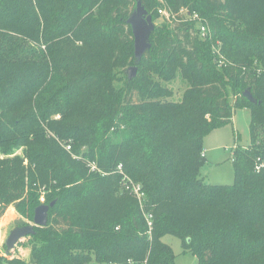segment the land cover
I'll use <instances>...</instances> for the list:
<instances>
[{
    "label": "trees",
    "instance_id": "16d2710c",
    "mask_svg": "<svg viewBox=\"0 0 264 264\" xmlns=\"http://www.w3.org/2000/svg\"><path fill=\"white\" fill-rule=\"evenodd\" d=\"M142 3L153 20L159 8L176 20L156 27L138 63L129 23L136 0H0V152L23 148L0 160V214L14 206L34 218L43 189L45 205L56 202L48 226L18 243L29 255L14 251L0 264H176L168 236L199 264H264V167L256 170L264 78L247 79L234 65L237 46L264 52V0ZM183 8L206 18L212 40L197 35ZM225 32L233 43L222 45L227 64L219 66L213 46ZM129 65L135 78L119 77ZM178 73L190 88L168 102L155 77ZM237 107L251 111L250 146L235 151L233 185L207 184L204 136ZM123 174L142 186V202L121 192Z\"/></svg>",
    "mask_w": 264,
    "mask_h": 264
},
{
    "label": "rangeland",
    "instance_id": "374dc122",
    "mask_svg": "<svg viewBox=\"0 0 264 264\" xmlns=\"http://www.w3.org/2000/svg\"><path fill=\"white\" fill-rule=\"evenodd\" d=\"M163 3H166V0H161ZM163 9V8H162ZM160 10V8H159ZM157 12L155 15L154 23L157 26L163 25L165 23V15ZM262 18L261 14H258V17L255 20H260ZM206 19V18H205ZM222 40H216L214 45L218 49H222V45L224 44L226 47L230 46L233 43V39L230 38L229 35L222 33ZM35 45V44H33ZM237 44H235L236 46ZM40 47L43 51L48 52L46 47L44 46H36ZM236 52L238 56L237 64L233 63L237 66L239 70L243 73H246L247 79L250 78L253 80L264 78V52L256 51L254 48L248 46H237ZM222 51V50H221ZM100 56H96V60H100L101 58H105L104 54L106 49H101ZM224 56V54H223ZM227 61L226 57L224 56ZM143 66V65H141ZM133 67V65H129L126 67H121L116 72H118L119 77H125V73L127 76V72L129 69ZM155 81L159 82L161 87L168 91V102L180 103L184 100L186 96L187 90H189L190 85L187 80L178 73L177 77L174 80L164 81L159 80L155 77ZM119 84V86H121ZM250 124H251V111L246 107H237L234 110L233 119L225 126L216 128L204 136L203 139V149L205 156V164L201 169V178L207 184L211 185H233L235 183V169H234V160H235V151L233 148L239 147L243 150H246L251 143V135H250ZM60 146L66 147L69 145L65 141L60 142L57 140ZM240 149V150H241ZM1 150V149H0ZM85 152H89V148L85 147ZM15 156H23V148L16 151L14 154L4 155L0 152V160L14 158ZM78 160H83L82 157H76ZM83 164H85L90 172L93 173L90 166H97V163L91 161L90 159H84ZM102 175L100 172H94ZM103 173V172H102ZM123 180L121 182L122 189L121 192H128L130 195L135 196L134 186L141 188L142 186L138 183H135L128 174H123ZM47 192V191H46ZM46 192L42 191L41 202L42 204H46ZM144 193V192H142ZM136 197V196H135ZM44 199V200H43ZM117 203V202H116ZM115 203V204H116ZM0 210H1V202H0ZM33 223V218H26L20 215L14 206H10L4 215L0 214V256L9 257L10 253L15 251L19 256L27 257L29 255L28 250H24L23 248H16L7 252L5 249L6 241L10 235V233L17 227L25 226ZM25 239V238H24ZM22 239V240H24ZM21 240V241H22ZM165 241L173 248L175 256H176V264H199L197 256L192 253L184 252L182 247V242L180 239L168 236L165 238ZM20 243V241H19ZM145 262L144 264H146ZM91 264H98L97 262H92ZM127 264H137L134 260H129Z\"/></svg>",
    "mask_w": 264,
    "mask_h": 264
},
{
    "label": "water",
    "instance_id": "95a60500",
    "mask_svg": "<svg viewBox=\"0 0 264 264\" xmlns=\"http://www.w3.org/2000/svg\"><path fill=\"white\" fill-rule=\"evenodd\" d=\"M129 23L134 35L135 57L139 63L142 61L146 52L152 48L151 37L156 29L153 17L144 7L142 0H136V8L129 19ZM137 71L138 67L136 66L129 69L130 80L135 78ZM248 95L253 103L257 102L251 94ZM55 205L56 202H52L50 205L44 204L39 206L35 210L32 224L15 228L6 241L7 252L13 251L22 239L33 235L36 227L48 226L49 212Z\"/></svg>",
    "mask_w": 264,
    "mask_h": 264
},
{
    "label": "built area",
    "instance_id": "2783aa9c",
    "mask_svg": "<svg viewBox=\"0 0 264 264\" xmlns=\"http://www.w3.org/2000/svg\"><path fill=\"white\" fill-rule=\"evenodd\" d=\"M160 14L165 15V17L169 20V21H174L176 20V14H173V12L171 10H168L167 8H163L161 10H159ZM181 16H183L186 20L191 21V22H195L196 24V29H197V35H199V37L203 40H212V32L211 29L208 25V22L197 12H190V10L183 8L180 10L179 13ZM213 51L214 54H216V57L218 58V64L219 66H223L227 64V61L225 60L222 51L220 49H218L215 45L213 46ZM66 149L70 152H72V145H67ZM264 167L263 163H259L256 166V170L260 171L262 168ZM91 170L93 172H100L102 174V176H106V173H102V171L98 168V166H90ZM122 168V166H120V169ZM134 191H135V196L138 200H140V202H142V200L144 199V193L141 192V188L134 186ZM44 200V199H43ZM147 223L150 229V234H151V230L153 228V219L152 216L148 215L147 216Z\"/></svg>",
    "mask_w": 264,
    "mask_h": 264
},
{
    "label": "crops",
    "instance_id": "0c3cea01",
    "mask_svg": "<svg viewBox=\"0 0 264 264\" xmlns=\"http://www.w3.org/2000/svg\"><path fill=\"white\" fill-rule=\"evenodd\" d=\"M234 149V151L237 149V147H235V148H233Z\"/></svg>",
    "mask_w": 264,
    "mask_h": 264
}]
</instances>
